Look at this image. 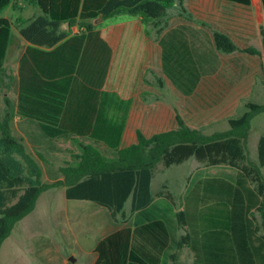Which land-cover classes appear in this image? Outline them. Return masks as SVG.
<instances>
[{"label":"trees","instance_id":"trees-1","mask_svg":"<svg viewBox=\"0 0 264 264\" xmlns=\"http://www.w3.org/2000/svg\"><path fill=\"white\" fill-rule=\"evenodd\" d=\"M25 1L40 13L19 24L0 16V93H17V104L8 99L0 110V145L23 152L22 138L13 128L20 116L49 138L76 131L110 148L81 143L72 161L58 166L43 157L49 175L57 179L53 182L42 180L40 167L30 169V177L14 172L0 152V249L16 223L35 209L42 192L62 185L67 199L90 201L113 220V229L96 241L94 264H177L183 248L190 250L191 264H264V133L257 142V160L248 151L251 121L264 112V102L247 101L246 110L230 117L225 130L208 133L177 116L175 128L150 137L137 131V141L121 147L125 119L117 104L120 97L102 89L113 49L93 21L120 13L141 16L158 35L163 75L185 96L195 93L203 77L220 70L223 54L261 51L243 48L229 34L204 25L170 26L169 9L174 3L184 9V0ZM14 3L0 0V14ZM261 5L264 12V0ZM64 24L80 31L70 34ZM14 28L29 42L16 70L7 62ZM260 32L264 44V24ZM74 122L83 125L72 126ZM190 159L202 171L190 181L188 177L184 197L178 200L167 183L153 188L160 165L170 169ZM211 168L218 171L209 172Z\"/></svg>","mask_w":264,"mask_h":264},{"label":"rangeland","instance_id":"rangeland-1","mask_svg":"<svg viewBox=\"0 0 264 264\" xmlns=\"http://www.w3.org/2000/svg\"><path fill=\"white\" fill-rule=\"evenodd\" d=\"M17 0H15L16 2ZM257 6V7H256ZM255 15V29L247 37L236 36L235 41L241 47L253 46L261 51L260 55L247 52L223 54V66L214 76L204 77L193 96H186V122L191 126L202 128L205 132L225 130L229 127L228 114L241 115L245 110V101L264 102V44L258 26V15L264 24L260 3L252 6ZM239 16L246 14V8H239ZM37 6L20 0L6 8L0 16L13 20L17 24L34 14H39ZM136 16L121 13L112 16L106 23L131 19ZM181 17H173L170 25L180 22ZM127 42L123 39L117 51L116 61L111 68L110 80L106 91L119 95L120 84L125 79L143 76L152 79L154 75L163 76L160 67V56L152 57L149 68L138 60H125ZM137 49L139 47L137 45ZM241 74L243 84L234 82L236 75ZM236 81V80H235ZM237 82V81H236ZM242 99V100H241ZM203 108H199V107ZM264 133V112L257 114L251 121L248 139V151L251 159L257 157V142ZM0 152L14 172L27 174L23 153L17 149L5 150L0 145ZM64 153H62V156ZM32 151L30 169L33 171L43 164ZM42 164V165H41ZM47 168V166H45ZM202 167L197 161L187 162L164 169L159 166L153 180V188L158 189L163 183L176 193L179 200L184 192L188 177ZM215 169V168H214ZM213 171V168L210 169ZM218 169L215 170V172ZM33 179H36L32 176ZM92 203V202H91ZM90 201L68 200L64 188L58 186L41 194L33 212L21 219L14 226L11 234L4 240L0 249V264H91L89 256L74 254L76 240H86L87 229L99 216V207L93 209ZM88 241L93 240L94 233H89ZM192 254L188 248L182 250L177 264H191Z\"/></svg>","mask_w":264,"mask_h":264},{"label":"crops","instance_id":"crops-1","mask_svg":"<svg viewBox=\"0 0 264 264\" xmlns=\"http://www.w3.org/2000/svg\"><path fill=\"white\" fill-rule=\"evenodd\" d=\"M19 1L20 0H17L14 4H18ZM256 2L260 3V10L264 18L261 0H251V3L249 5L241 4L232 0H184V9H181L176 3H174V6L169 9L170 21L173 17H181L182 20L177 23L189 22L199 26L204 25L206 28H209L211 30H220L229 34L235 41L236 36L247 37L249 32L255 29V15L253 13L254 9L252 8V6L255 5ZM239 8H246L247 10L246 14H244L242 17L238 15ZM35 15L36 14H34L33 16ZM109 18L104 19L100 16L93 21L94 24H97V29L99 30L101 37L105 41H107L113 49V58L110 64L106 83L102 88L103 90H106L105 87L110 80L111 68L116 61L117 51L121 47L123 39L127 42L124 51V54L127 55V57L124 58L126 61L138 60L139 62H144L145 65L149 68L153 55H155V58L158 55L159 58L161 52L160 46L158 44V35L156 34L155 29L150 24H144L141 16L106 23ZM261 18L262 17H259L258 15L259 29L263 24ZM63 28L65 30H68L70 34L80 31L77 25L72 26V28L69 30L68 25L64 24ZM28 44L29 42L21 38L19 31L14 28V38L9 49V56L7 60L8 66L13 70L17 69L19 59ZM132 44L137 45L139 49H137L136 46H132ZM89 51L91 53L94 51V45L92 46V43L89 44ZM220 70L217 73H219ZM233 80L238 85L243 84V77L241 74L236 75L235 79ZM120 87V99L117 104L119 105L118 107H121L120 109L123 113L122 117L125 119L120 143L121 147H125L132 143H135L137 141V131H141L145 136L150 137L156 133L175 128L177 125V116H181L186 122V96L181 94L165 76L163 77L154 75V78L152 79L144 78L143 76L135 79H125L120 84ZM103 97L104 96H102V98ZM8 99L12 104H17V93L15 90L4 89L0 93V110L2 113L6 109V103ZM244 101L246 103V99L243 100V102ZM108 102L109 101L107 99V103ZM127 108L128 111H126ZM199 108L201 109L203 107L200 106ZM109 109L110 107L108 106L106 114L107 125H109L110 118ZM77 115L78 114L75 113L74 116ZM236 115L228 114L227 117L229 116V119L230 117H235ZM102 117L104 121V106ZM73 118V120H75V118L79 117L77 116ZM77 124H80V126L83 125V123L81 122H74L72 126ZM13 125L15 133L22 138V144L24 146V150L22 152V161H26L27 174L23 172L22 175H26L29 177L32 151L36 153L41 161L44 162L43 157H45L52 160L53 163H55L54 166H58L59 164H64V161H72V155L73 153H78L80 151L81 143L92 144L97 148L103 150H108L110 148L109 145H107L103 141L95 140L90 137L78 136V134H76V131H71L70 134L58 138H49L44 134L39 126H37L29 119L22 118L20 116H15ZM102 125V127H105V122H103ZM62 153H64L63 156ZM252 160H257V157L256 159ZM45 166H47L46 163L43 164V168L42 166L40 167L43 172L42 180L46 182L56 181V177L50 176ZM200 170L202 171V167H200V169H198L196 172ZM215 170L216 169L213 168V171H208L215 172ZM195 173L190 175L189 181L193 178ZM59 179H62V177H59L58 180ZM184 182L185 188L182 194L183 197L186 193V177L184 179ZM59 186L63 187L64 192L66 193L65 186ZM56 187L58 186H54L49 189ZM49 189L45 191H48ZM91 206L93 207V209L98 207L93 203H91ZM99 210L101 212V216H99L88 227V233L85 236L86 240H76L77 248L73 250L75 251L74 254H76V252H79L82 256H89L91 264H94L98 257V253L95 251L97 239L103 236L109 230L113 229V220L111 219L107 211H105L101 207H99ZM89 233H94L92 241H88L89 238H91ZM184 249L186 248H183V250Z\"/></svg>","mask_w":264,"mask_h":264},{"label":"water","instance_id":"water-1","mask_svg":"<svg viewBox=\"0 0 264 264\" xmlns=\"http://www.w3.org/2000/svg\"><path fill=\"white\" fill-rule=\"evenodd\" d=\"M102 18V17H101Z\"/></svg>","mask_w":264,"mask_h":264}]
</instances>
